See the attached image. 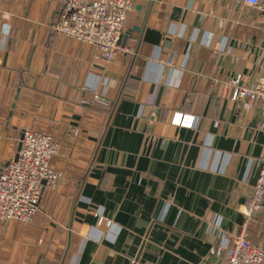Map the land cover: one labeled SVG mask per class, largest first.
<instances>
[{
  "label": "crops",
  "instance_id": "0c3cea01",
  "mask_svg": "<svg viewBox=\"0 0 264 264\" xmlns=\"http://www.w3.org/2000/svg\"><path fill=\"white\" fill-rule=\"evenodd\" d=\"M66 1L0 0V166L31 127L60 142L65 175L30 224L0 222V264H221L210 249L242 232L264 154V116L225 83L264 72L263 14L244 0H135L133 52L104 62L52 29ZM98 82L113 105L93 98ZM247 236L264 245V211Z\"/></svg>",
  "mask_w": 264,
  "mask_h": 264
},
{
  "label": "built area",
  "instance_id": "2783aa9c",
  "mask_svg": "<svg viewBox=\"0 0 264 264\" xmlns=\"http://www.w3.org/2000/svg\"><path fill=\"white\" fill-rule=\"evenodd\" d=\"M135 0H67L60 18L51 27L59 35L67 36L93 48V59L110 62L119 54L132 53L133 49L123 44L125 24ZM250 7L258 9L264 17V0H244ZM264 27V20H263ZM230 53L231 47L223 43L218 50ZM169 64L172 61L168 62ZM219 82L216 80L215 85ZM102 83L89 87L93 98L110 103L102 94ZM228 97L248 110L257 109L264 116V72L259 68L257 76L246 81L243 74L236 75L225 83ZM173 123L194 127L195 116L175 113ZM264 129V122H260ZM208 146L211 145L209 141ZM62 154L60 142L52 135L40 133L34 128L24 129L22 147L18 160L14 158L0 172V222L12 221L28 224L40 211L43 189H56L62 172L52 165V158ZM224 165L220 170L224 171ZM46 181V185H44ZM264 211V154L260 160V175L253 189V196L245 206L246 217L242 232L232 237H223L222 242L210 249V254L220 257L221 264H264V245L254 244L247 236V225L252 218ZM96 216L103 211L97 209ZM112 226L111 222H107Z\"/></svg>",
  "mask_w": 264,
  "mask_h": 264
},
{
  "label": "water",
  "instance_id": "95a60500",
  "mask_svg": "<svg viewBox=\"0 0 264 264\" xmlns=\"http://www.w3.org/2000/svg\"><path fill=\"white\" fill-rule=\"evenodd\" d=\"M127 40H128V34H124L123 35V44H127ZM17 98V97H16ZM24 138V130L21 132V135H20V141L18 143V147H17V153L14 157V160L17 161L18 160V157H19V151L21 150V147H22V140ZM10 161L6 162L5 164L1 165L0 166V172L3 171V168L6 167L8 164H9ZM44 184H46V181L43 182Z\"/></svg>",
  "mask_w": 264,
  "mask_h": 264
},
{
  "label": "trees",
  "instance_id": "16d2710c",
  "mask_svg": "<svg viewBox=\"0 0 264 264\" xmlns=\"http://www.w3.org/2000/svg\"><path fill=\"white\" fill-rule=\"evenodd\" d=\"M97 101V100H96ZM98 102V101H97ZM109 105H113V102H110V103H108ZM107 104V105H108ZM35 129V128H34ZM36 131H38V132H40V133H46V134H50L49 132H46V131H42V130H38V129H35ZM50 135H52V134H50ZM53 136V135H52ZM53 138L55 139V137L53 136Z\"/></svg>",
  "mask_w": 264,
  "mask_h": 264
},
{
  "label": "rangeland",
  "instance_id": "374dc122",
  "mask_svg": "<svg viewBox=\"0 0 264 264\" xmlns=\"http://www.w3.org/2000/svg\"><path fill=\"white\" fill-rule=\"evenodd\" d=\"M62 155H63V154H62ZM59 171L62 172V170H59ZM64 176H65V175H64V172H62V179H63ZM62 179H61V180H62ZM61 180H60V181H61ZM10 223H11V222H10ZM14 223H15V222H14ZM16 223H17V222H16ZM30 223H31V222H30ZM30 223H29V224H30ZM22 225H23V224H22ZM18 227H19V225H17V228H18ZM15 230H17V229H15ZM32 244H33V243H28V245H32Z\"/></svg>",
  "mask_w": 264,
  "mask_h": 264
}]
</instances>
